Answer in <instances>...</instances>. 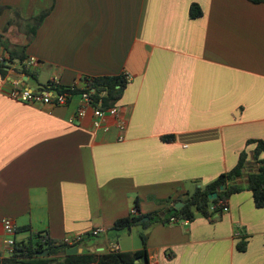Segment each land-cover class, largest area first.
<instances>
[{
	"label": "crops",
	"instance_id": "crops-1",
	"mask_svg": "<svg viewBox=\"0 0 264 264\" xmlns=\"http://www.w3.org/2000/svg\"><path fill=\"white\" fill-rule=\"evenodd\" d=\"M0 3L11 8L0 16L2 39L25 45L37 60L34 78L16 64L0 77L1 255L9 254L1 225L9 217L16 232L57 241L80 234L81 246L96 238L91 252L144 246L147 264H264V208L246 188L257 168L248 141L264 140V0ZM192 3L201 9L197 18L189 16ZM13 9L24 19L49 11L27 35L26 20L3 32ZM124 74L116 103L126 122L122 141L111 117L107 131L93 130L91 111L69 121L77 95L62 106L31 105L12 100L4 86L21 79L39 88L56 78L59 86L84 87L85 77ZM242 151L243 188L212 220L198 213L186 224L111 229L133 207L137 216H164L168 200L231 169ZM96 228L102 232L90 235Z\"/></svg>",
	"mask_w": 264,
	"mask_h": 264
},
{
	"label": "trees",
	"instance_id": "trees-1",
	"mask_svg": "<svg viewBox=\"0 0 264 264\" xmlns=\"http://www.w3.org/2000/svg\"><path fill=\"white\" fill-rule=\"evenodd\" d=\"M252 2H261L263 0H250ZM5 9H11L0 3V16ZM49 10H44L37 16L24 19L18 10L13 9L12 15L7 20L3 32L6 28L12 24L20 26L23 21H27V35L35 31L40 25L42 20L46 17ZM201 15V9L197 3L190 5L189 16L190 18H197ZM3 35L0 33V46L3 49V59L0 61V77L6 78L9 75V71L13 69V64H16V70L22 71L25 75L34 78V74L28 69H25L20 63L27 57L25 53V45L17 46L11 44L7 40H3ZM84 87L93 89L90 94V101L93 105H97V101L101 100L100 106L102 108L110 107L116 104L121 98L123 89L126 86V80L124 76H97V77H85ZM43 84L42 86H47ZM68 86H57V91H66ZM73 94L79 93L80 88L74 90H68ZM168 138L165 136L163 139ZM248 143L254 144L253 159L257 164V168L254 172L247 173L246 176V188L251 191L253 204L256 208H264V140L251 139ZM247 154L242 151L239 154L236 164L229 170L220 173L211 181L195 186L191 193L185 192L175 199L168 200L171 207L166 210L164 216H159L158 212L148 213L149 220L141 219L143 215L128 214L125 217L118 218L112 225V230L115 233L121 231L130 230L133 226L141 225L146 227L153 222L168 223L171 217H175L178 220L188 219L191 220L194 217L195 212L202 216L212 220V216L217 213H221L223 210L222 202L226 206L228 198L242 190V186L237 183V179L243 174L246 165ZM225 185L223 189L220 186ZM216 193V197L209 199L208 195ZM183 202L184 205L181 208H174L176 202ZM18 232V230H17ZM15 230V233H17ZM143 245L145 244V236L141 237ZM33 241L31 239L15 240L12 251L3 256L0 254V264H132L138 257L145 254V248L143 246L140 250L135 251H119L118 249H109L107 251H82L80 254H66L68 248L65 244L57 240H51L44 237L40 233L33 234ZM81 244L79 245V247ZM237 249L243 251L245 249V242L237 243ZM47 251L46 256H40L39 253Z\"/></svg>",
	"mask_w": 264,
	"mask_h": 264
},
{
	"label": "built area",
	"instance_id": "built-area-1",
	"mask_svg": "<svg viewBox=\"0 0 264 264\" xmlns=\"http://www.w3.org/2000/svg\"><path fill=\"white\" fill-rule=\"evenodd\" d=\"M3 59V56H0V61ZM37 64V60L33 56L26 57L20 65L23 66L25 69H32ZM124 79L126 81L129 80V75L124 74ZM5 92L8 97L12 100L17 102H21L24 104H31V105H54V106H62L66 105L69 100L73 97V95H77L78 103L75 109L74 115L69 119L70 122H73L76 119H83L88 111H91L92 114V128L93 130L102 129L103 131L108 130V125L106 123V118H113L114 123L119 130V135L117 136V141H122L124 139L123 132L126 129V122L122 118V113L120 108L114 104L107 108H102L100 106L101 100L97 101V105L94 106L92 101H90V94L92 93L93 89H88L86 87H79L77 83H74L68 86L66 89L74 90L76 88H80L81 91L79 93L73 94L72 92L66 90L59 92L57 91L58 80L56 78H52L47 86L39 87V88H30L23 84V81L14 79H5L4 80ZM223 210L226 209L225 204L222 202ZM137 210L133 207L130 210V214L135 215ZM183 222V224L187 223V220H178L175 217H171L169 219V223H178ZM2 228L6 234L4 239V244L10 253L12 251L15 239V225L13 220L9 217H5L1 220ZM102 232L101 228H96L90 232V235L96 236ZM240 234V230L237 227L235 231V235L238 236ZM83 241V236L80 234L75 235H67L60 239L59 242L65 244L68 248L79 246ZM111 249L117 250L118 247L116 244L112 245ZM148 264H158L157 262L151 261Z\"/></svg>",
	"mask_w": 264,
	"mask_h": 264
},
{
	"label": "water",
	"instance_id": "water-1",
	"mask_svg": "<svg viewBox=\"0 0 264 264\" xmlns=\"http://www.w3.org/2000/svg\"><path fill=\"white\" fill-rule=\"evenodd\" d=\"M224 187H225V185H222V186H220V189H223ZM215 197H216V193L215 192L208 195V198L209 199H213ZM183 205H184V203L181 202V201L180 202H176L174 204V208H181ZM143 220H149V217H143L141 219V221H143ZM84 247L85 246H81V247H79V246L69 247V248L66 249L65 252H66L67 255H70V254H80V253H82ZM40 254L41 255H46L47 254V251L44 250L43 252H40ZM132 264H147V257H146V255L144 254L142 256H138L133 261Z\"/></svg>",
	"mask_w": 264,
	"mask_h": 264
},
{
	"label": "rangeland",
	"instance_id": "rangeland-1",
	"mask_svg": "<svg viewBox=\"0 0 264 264\" xmlns=\"http://www.w3.org/2000/svg\"><path fill=\"white\" fill-rule=\"evenodd\" d=\"M41 78H45V75H42L41 76ZM40 80H42L43 81V79H40ZM198 213L197 212H195V214L194 215H197ZM15 235V237H16V239L19 241V240H21V237H26V241L27 240H29V239H31L32 241L34 240L33 239V235L31 234L30 235V233L29 232H27V231H18L17 233H15L14 234ZM96 238H92L89 242H88V245L87 246H85L84 248H83V250L84 251H90V248H89V245L95 240ZM40 256H46V255H41V254H39ZM48 264H51V263H48Z\"/></svg>",
	"mask_w": 264,
	"mask_h": 264
}]
</instances>
